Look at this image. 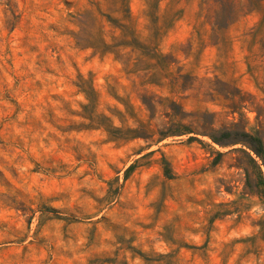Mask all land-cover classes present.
<instances>
[{
	"label": "rangeland",
	"instance_id": "1",
	"mask_svg": "<svg viewBox=\"0 0 264 264\" xmlns=\"http://www.w3.org/2000/svg\"><path fill=\"white\" fill-rule=\"evenodd\" d=\"M260 179L264 0H0V264H264Z\"/></svg>",
	"mask_w": 264,
	"mask_h": 264
},
{
	"label": "trees",
	"instance_id": "2",
	"mask_svg": "<svg viewBox=\"0 0 264 264\" xmlns=\"http://www.w3.org/2000/svg\"><path fill=\"white\" fill-rule=\"evenodd\" d=\"M245 137L247 138V140H242L241 143L246 147V149L250 153H252L257 158L262 159L263 148H262L260 140H258L255 137L248 136V135H245ZM249 160L259 170V167L256 165V162L254 161V159L251 156H249ZM260 184L262 185V189L264 191V182L262 179H260ZM259 193L260 192H258L257 194L259 195Z\"/></svg>",
	"mask_w": 264,
	"mask_h": 264
}]
</instances>
